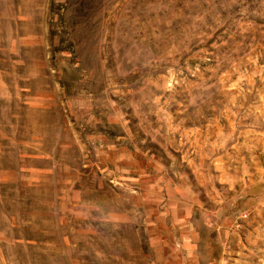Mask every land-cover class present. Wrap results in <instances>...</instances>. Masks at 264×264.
Returning a JSON list of instances; mask_svg holds the SVG:
<instances>
[{"label":"rangeland","instance_id":"1","mask_svg":"<svg viewBox=\"0 0 264 264\" xmlns=\"http://www.w3.org/2000/svg\"><path fill=\"white\" fill-rule=\"evenodd\" d=\"M0 264H264V0H0Z\"/></svg>","mask_w":264,"mask_h":264}]
</instances>
